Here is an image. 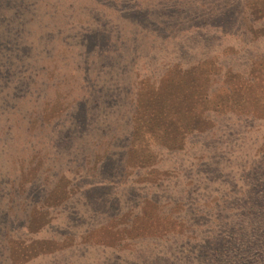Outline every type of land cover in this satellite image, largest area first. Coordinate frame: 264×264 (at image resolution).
I'll return each mask as SVG.
<instances>
[{
  "label": "rangeland",
  "instance_id": "obj_1",
  "mask_svg": "<svg viewBox=\"0 0 264 264\" xmlns=\"http://www.w3.org/2000/svg\"><path fill=\"white\" fill-rule=\"evenodd\" d=\"M0 264H264V0H0Z\"/></svg>",
  "mask_w": 264,
  "mask_h": 264
}]
</instances>
